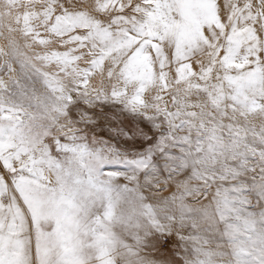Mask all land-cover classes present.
<instances>
[{"label": "snow or ice", "instance_id": "obj_1", "mask_svg": "<svg viewBox=\"0 0 264 264\" xmlns=\"http://www.w3.org/2000/svg\"><path fill=\"white\" fill-rule=\"evenodd\" d=\"M0 72V264H264V0H0Z\"/></svg>", "mask_w": 264, "mask_h": 264}, {"label": "rangeland", "instance_id": "obj_2", "mask_svg": "<svg viewBox=\"0 0 264 264\" xmlns=\"http://www.w3.org/2000/svg\"><path fill=\"white\" fill-rule=\"evenodd\" d=\"M3 75V73L2 72H0V76H2ZM6 78V77H5Z\"/></svg>", "mask_w": 264, "mask_h": 264}]
</instances>
